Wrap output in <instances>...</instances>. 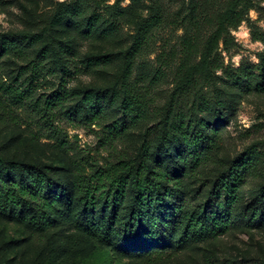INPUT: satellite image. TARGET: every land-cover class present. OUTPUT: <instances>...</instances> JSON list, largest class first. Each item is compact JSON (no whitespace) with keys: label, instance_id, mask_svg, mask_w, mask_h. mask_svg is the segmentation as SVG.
<instances>
[{"label":"rangeland","instance_id":"obj_1","mask_svg":"<svg viewBox=\"0 0 264 264\" xmlns=\"http://www.w3.org/2000/svg\"><path fill=\"white\" fill-rule=\"evenodd\" d=\"M155 1L0 0V36L9 32L42 34L36 44L20 39H15V49L0 44V150L8 159L37 162L54 170L57 183L54 189L44 191L45 197L54 196L61 179L87 182L97 171L135 158L145 130L149 128L151 132L158 127L160 115L173 99L175 114L188 118L193 113L190 107L200 95L208 101L217 91L235 89L237 101L227 107L223 117L208 113L214 119L215 140L200 150L201 160L196 168L192 169L183 159L177 168L158 164L181 180L185 193L180 202L188 211L203 207L220 165L248 147L256 145L264 158V92L254 88L238 91L222 69L209 71L208 81L200 79L199 93L178 87L176 70L184 55L182 19L190 12L189 0H159L164 5L166 21L137 58L132 77L148 90L150 111L154 114L145 122L122 127L120 101L112 100L107 91L117 82L124 52L139 24L151 14ZM74 2H78L82 12L74 15L72 26L63 25L49 32L60 5ZM228 3L224 0L222 7ZM235 7L246 13L238 27H231L226 21L222 24L216 10L211 14L215 21L201 25L196 62L210 49V57L223 68L244 64L256 68L260 64L264 39L257 36L264 34V0H243ZM93 12L100 15L102 28L116 20V30L107 35L100 31L84 33L78 24ZM43 46L48 49L47 55L40 52ZM99 56L107 59L88 61ZM86 92L92 96L90 105L83 101ZM205 106L203 103V110ZM170 154L173 153H158L156 141L153 143V156L169 162ZM257 183L258 180L250 179L241 190L243 204L249 201V193L257 189ZM74 193L79 194L77 189ZM129 205L127 201L121 208L126 210ZM101 208L102 203L98 204V213ZM105 250L110 252L111 264H145L121 247L84 237L75 217L66 224L57 223L40 231L0 216V264H95L85 256ZM263 257L264 221L242 219L217 238L186 245L164 264H252Z\"/></svg>","mask_w":264,"mask_h":264},{"label":"trees","instance_id":"obj_2","mask_svg":"<svg viewBox=\"0 0 264 264\" xmlns=\"http://www.w3.org/2000/svg\"><path fill=\"white\" fill-rule=\"evenodd\" d=\"M223 1L189 0L190 12L182 19L184 55L176 70L178 87L187 91L195 89L199 93L200 79L208 81L209 71L222 69L224 77L238 91L254 88L264 92V56L256 68L246 64L238 68H223L219 61L210 57V49L200 61L195 60L198 55V32L203 23L215 21L211 15L214 10L218 11L222 24L226 21L231 27H238L245 19L246 13L235 7L243 0H229L226 7H222ZM81 12L78 2L62 3L59 12L51 19L49 32L56 27H71L74 15ZM165 21L164 5L156 0L151 14L139 24L130 47L124 52L123 68L117 82L107 91L112 100L120 101L123 114L121 125L124 129L128 124L145 122L154 114L150 111L148 90L132 77L137 58L148 48L152 35ZM78 27L84 33L100 31L103 35L117 28L116 20L102 28L100 15L95 12L86 21L79 22ZM262 35L257 38L264 39ZM15 39L36 44L42 40V34L9 32L0 36V44L15 49ZM40 52L47 55V47L43 46ZM103 59L107 57L89 58L88 61ZM253 67L258 73L254 72ZM204 71L207 74L204 75ZM234 91H217L208 101L200 95L199 101L193 102L190 107L193 113L188 118L175 114L173 99L166 112L160 115L158 127L151 132L149 128L145 130L144 141L135 158L123 159L105 170L97 171L87 182L61 179L57 185L58 191L52 198L43 194L46 190L54 189L57 183L51 167L8 159L0 150V216L14 218L28 228L40 231L57 223L66 224L75 217L81 224L84 237L98 239L107 246L121 247L127 255L139 256V260L145 264H164L190 243L217 238L237 220L263 223L264 158L256 145L220 165L204 206L191 211L180 202V197L185 193L179 184L181 180L178 176L175 178L168 168L158 166L168 164L177 168L183 159L195 169L201 160L200 150L215 140L212 137L214 119L208 113L223 117L227 107H232L237 101ZM90 95V92H86L83 97L86 105L92 103ZM203 103L206 104L205 110L202 109ZM150 135H153L151 139ZM155 141L158 153H173L167 156L169 162L152 155ZM250 179L258 180L257 189L249 193V201L243 204L240 192ZM75 189L79 192L77 196ZM127 201L131 205L123 210L121 207ZM100 203L102 211L98 213ZM109 253L108 250L93 251L85 254V257L91 258L95 264H111ZM252 264H264V257Z\"/></svg>","mask_w":264,"mask_h":264}]
</instances>
